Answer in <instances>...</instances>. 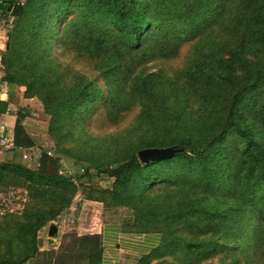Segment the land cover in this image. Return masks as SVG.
Listing matches in <instances>:
<instances>
[{
  "label": "trees",
  "instance_id": "16d2710c",
  "mask_svg": "<svg viewBox=\"0 0 264 264\" xmlns=\"http://www.w3.org/2000/svg\"><path fill=\"white\" fill-rule=\"evenodd\" d=\"M9 16L1 81L40 101L55 151L83 171L45 152L24 165L16 120L0 192L26 199L0 212V264L34 259L80 187L129 211L124 232L159 234L135 264H264V0H0ZM147 147L179 150L142 162ZM65 235L72 264H102L100 234Z\"/></svg>",
  "mask_w": 264,
  "mask_h": 264
},
{
  "label": "rangeland",
  "instance_id": "374dc122",
  "mask_svg": "<svg viewBox=\"0 0 264 264\" xmlns=\"http://www.w3.org/2000/svg\"><path fill=\"white\" fill-rule=\"evenodd\" d=\"M11 19L12 17L9 16L6 21H0V25L4 26L5 31L10 28ZM5 48L6 42L3 51ZM0 72V101L4 100L7 102V112L9 111V115L13 114L16 117V120L21 118L22 115L25 116L22 122L25 119H28L29 121L31 120L29 123H33L32 125L37 129L35 130V135H32L34 140L27 133V131L32 132V128H28L27 130L24 127V129H22V135H26L31 139L33 148L24 147L19 150L21 153V162L30 168H36L39 165V162L41 163L39 160L41 154L45 152L53 159L58 157L61 171L70 175L82 172L83 166L81 163L75 162L73 158L60 155L55 151L53 140L47 133L49 117L42 111V105L37 98L33 97L32 100H30L31 104H28L23 101L28 98L24 96V91L17 90L18 92L15 91L12 96L1 95V93H6V91H8V86L1 81L3 75L2 68L0 69ZM15 87H17V89H19V87L24 89L23 86ZM5 114L0 113V132L5 131L6 128L4 120L7 115ZM14 149V147L4 149L6 152L8 151L5 159L10 156V152H13ZM23 154H26L27 156L24 157ZM111 180L112 179L109 178L106 173L98 175L92 173L90 175L91 184L95 187L106 188L111 184ZM25 199L26 193L23 189H9L0 192V212L21 210ZM96 209V204H88L86 202L85 190L83 187H80L70 207L58 218V220L52 221L57 224V234L55 238L50 239L47 235L49 224L44 226L38 232L41 252L32 259L33 264L40 263L43 257H45L43 252L48 249H54L56 251V259L61 264H72L73 258L68 252L71 249V237L65 234L76 232L79 235H82L88 233V231H94L96 229L95 227L101 223L111 221L122 222L123 219L127 217V213H129L125 208H118L116 211L105 210L104 207H102V210L100 209L97 211ZM137 258L123 257L116 264H135Z\"/></svg>",
  "mask_w": 264,
  "mask_h": 264
},
{
  "label": "crops",
  "instance_id": "0c3cea01",
  "mask_svg": "<svg viewBox=\"0 0 264 264\" xmlns=\"http://www.w3.org/2000/svg\"><path fill=\"white\" fill-rule=\"evenodd\" d=\"M0 29L1 33H6L4 26L0 25ZM17 90H21L22 92L24 91L22 87H19V89H17V87H9L8 91H6V93H1V95L3 96L4 94L5 96H12ZM30 100H32V98H27L23 101L25 103L31 104ZM5 115H7L6 119L4 120L6 125L5 130L9 131V133H12L16 123V117L13 114L9 115V111L6 112ZM29 122H31V120L29 121L28 119H25L21 124H23L27 130L28 128H32L33 131H27V133L33 139L32 135H35V130L37 129L32 125L33 123ZM31 148H33V146H31ZM4 149L7 148L0 147V161L5 159L6 155L8 154V151L6 152ZM86 202L88 204H96L97 211L100 209L102 210L103 206L101 202L87 199ZM120 223L121 222L118 221L105 222L97 225L94 231H88V233H98L102 237V264H116L123 257L137 258L152 249L156 244H158L160 240V236L158 233L132 234L124 232L123 230H121L122 226ZM24 264H33V260L30 259Z\"/></svg>",
  "mask_w": 264,
  "mask_h": 264
},
{
  "label": "water",
  "instance_id": "95a60500",
  "mask_svg": "<svg viewBox=\"0 0 264 264\" xmlns=\"http://www.w3.org/2000/svg\"><path fill=\"white\" fill-rule=\"evenodd\" d=\"M7 112V102L0 101V113L5 114ZM179 149L176 147H147L138 151L140 161L147 162L149 160H161L170 158ZM57 234V224L54 222L49 223L47 235L50 239L55 238Z\"/></svg>",
  "mask_w": 264,
  "mask_h": 264
},
{
  "label": "built area",
  "instance_id": "2783aa9c",
  "mask_svg": "<svg viewBox=\"0 0 264 264\" xmlns=\"http://www.w3.org/2000/svg\"><path fill=\"white\" fill-rule=\"evenodd\" d=\"M1 30V29H0ZM7 40V35L5 32L0 31V69L2 68L1 64V54L5 47V42ZM0 147L4 148H12L14 147L13 133H9V131L0 132ZM26 157V154H23Z\"/></svg>",
  "mask_w": 264,
  "mask_h": 264
}]
</instances>
